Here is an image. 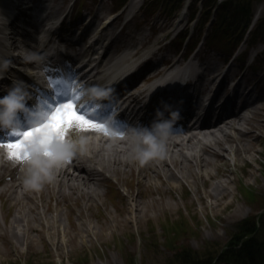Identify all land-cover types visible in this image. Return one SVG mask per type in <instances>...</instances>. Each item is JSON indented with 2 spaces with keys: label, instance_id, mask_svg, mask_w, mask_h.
<instances>
[{
  "label": "rangeland",
  "instance_id": "rangeland-1",
  "mask_svg": "<svg viewBox=\"0 0 264 264\" xmlns=\"http://www.w3.org/2000/svg\"><path fill=\"white\" fill-rule=\"evenodd\" d=\"M260 5H264V0ZM158 20L156 18L155 25L151 26L159 23L164 30L171 26L178 28L174 22ZM185 20L186 18L178 24L182 25ZM138 22L144 23L142 17L138 18ZM120 24L121 18L117 25ZM148 30L153 32L154 28ZM256 50L263 51L264 45L258 44ZM170 51L169 47L163 49L166 53ZM261 62L264 65V61ZM239 64L240 68L242 62ZM262 73L259 71L254 74L247 70L243 77L249 80L256 76L264 82ZM259 120L256 135H250L247 141L248 146L254 144L253 149L249 154L244 153V150L238 151L240 154L237 162L233 155H225V151L220 150V156H208L214 164L206 165L204 169H198L199 162L195 160V163L189 164L188 170L197 169L196 172L201 177L199 180L203 178L202 183L199 181L201 200L193 193L194 188L188 186L187 181H183L180 188L173 187L174 183L163 176L150 182L147 179L139 180L136 171L121 174L119 183L132 194L138 195L142 204L148 205L144 215L132 217L127 212L129 196L124 197L118 192L115 194L112 187H106V196L89 202V208L86 202L77 200V209L71 212H66L65 208L62 210V219L66 220L64 229L70 230L66 234L69 239L67 245L56 247L47 241H39L27 244L26 247H16L2 238L0 264H177V256L180 253L188 254L190 249L198 251L200 259L205 258L204 254L212 246L222 245L227 241L239 221L247 218L252 208H264V114ZM231 144L229 148H233ZM215 164L220 165L218 169ZM240 177H244L243 183L251 185L250 192L260 197L258 201L255 198L251 201L246 189L240 185ZM207 182L212 185H207L208 194L213 186L222 194L218 201L220 205L201 191L202 184ZM8 197L5 196L4 201ZM210 202L218 205L217 208L212 209L208 205ZM200 203L208 211L201 209ZM48 205L51 209L54 208V200L48 201ZM223 205L227 206L226 209L221 207ZM1 207L2 213L9 214L4 203Z\"/></svg>",
  "mask_w": 264,
  "mask_h": 264
},
{
  "label": "bare ground",
  "instance_id": "bare-ground-1",
  "mask_svg": "<svg viewBox=\"0 0 264 264\" xmlns=\"http://www.w3.org/2000/svg\"><path fill=\"white\" fill-rule=\"evenodd\" d=\"M15 1L17 0L0 1V5L5 9L9 5L8 15L10 16V18L14 16L15 9L21 11L19 5L18 7H16ZM2 10L3 9H1L0 12ZM21 15L25 16L26 14L21 13ZM14 21L15 20H13L12 23L7 22V24H0V40L2 43L6 42V40H4L3 38L7 36V33L11 29H16ZM53 25L55 26V24ZM103 25H105V23L102 24L101 28L97 31V34H101L102 31L108 30V28ZM49 30L50 33L53 32V29ZM12 38H14V36H8L7 41ZM14 46H17L15 42ZM2 50L5 53H10L12 51L5 46L2 47ZM14 60L16 66H18L17 64L23 65V60H20L19 57H14ZM111 68V66L108 67L109 70ZM213 70L214 69H211L210 71L213 73ZM215 83V79L210 82L211 85ZM239 94H241V92H237L235 95ZM248 107H251V114H249L248 117L241 116L240 113H238L237 117L235 115V117L238 118L237 120H239L238 123H236L237 120L233 119L232 121L225 123L224 126H222L223 121H217V123L215 124V128L211 131H203L202 129V138H196L195 134L181 139L168 137L166 141V153L163 156L154 157L143 164H140L130 157L129 143L125 140H121L119 142H116L115 144L96 143L95 149H97L98 151H95V155H92L93 162L90 164V166L93 167L97 165V163H99L100 166H103V169L106 172L113 175H120L123 173L126 174L131 171H136V176L139 180L147 179L150 182H154L155 179H161L160 176H163L169 182L172 181L174 183L173 187L181 188V183L183 181H187L188 186L194 188L193 193L197 195L201 200L199 181H201L202 183L203 178L199 180V178L201 177L197 174V169L196 171H194L193 169L188 170L189 164L195 163V160L199 162V164L197 163L199 165L198 169L200 167H203L204 169V166L214 164V161H212L208 156L210 154L214 156H220V150L225 151V155H233L236 162L238 161V155L240 154L238 151L244 150V153L249 154L253 149L254 144L253 146L247 145L248 137L252 134L256 135V128L260 125L259 118L261 115V111L263 110L261 108H258V106L256 105L247 106L246 108ZM230 143H232L231 145L233 148H229ZM88 159L91 160V156H88ZM216 166V169H218L220 165ZM235 166H237V163H235ZM63 168H60L56 174L57 176L55 178V181H60L56 184L57 187L53 189V185L55 182H53L52 185H49L50 183H45L44 187L46 188L41 189L40 194H33L31 198H25L18 194L19 192L17 191L16 181L11 183L13 188L12 191H9L10 188H4V190L10 193L11 196L14 195V203L10 205V208L14 206V215L11 217V219L12 224H14L15 228L17 229V232L16 234H12V238H9V241L17 239L18 243L28 244L29 242L34 241L35 236L32 233L34 231H37L40 235H47L48 238L53 240L54 244L57 246H64L65 244L67 245L69 239L66 238V234L70 230L64 229V223L66 222V220L62 219L63 208L60 209V207L64 206L61 205H65V210H67V212H71V210L73 209L69 207L68 200L71 199L75 202L76 198H73V195L78 198L85 199L83 201L88 204L91 201L101 199L98 198L101 193H98L100 184L95 183L96 180L92 181L90 179V176H92L93 174L90 171L86 172L84 168H80L78 170L83 174H76L72 173L69 170L71 168L70 166L69 169ZM203 175H205V173H203ZM208 176L209 174H207V177ZM202 185L203 188L201 191H203L208 198H213L216 204H219L218 201L220 197H222V194L219 193L220 191H216L213 186L208 194L206 191L207 185L209 187L212 185L208 184V182L203 183ZM2 192L3 190H0V195L2 194ZM129 194L130 199L128 201L129 206L127 212L135 218L138 214L142 215L143 213H146L148 210V205L142 204L141 201H139L140 197H138V195H134L132 193ZM39 195L44 202L39 200ZM52 199L54 200V208L51 209L49 205L45 204H47L48 201ZM216 204L210 202L208 205H211V208L214 209L217 208L216 206H218ZM200 205L202 206L201 209L208 211L207 207L203 206L201 203ZM87 206L89 208L91 204ZM221 207L223 209H226L227 206L223 205ZM2 215L0 216V220H3L4 224H6V215L3 213ZM35 223L39 225L38 228L35 227ZM43 224H45L46 226H42ZM40 226L42 227L40 228Z\"/></svg>",
  "mask_w": 264,
  "mask_h": 264
},
{
  "label": "clouds",
  "instance_id": "clouds-1",
  "mask_svg": "<svg viewBox=\"0 0 264 264\" xmlns=\"http://www.w3.org/2000/svg\"><path fill=\"white\" fill-rule=\"evenodd\" d=\"M24 59L38 61L41 57L38 53L29 51L24 53ZM9 64L10 61L0 63V76ZM22 84L23 82H14L8 92L0 96V129L18 131L20 128L18 116L21 113L31 118L33 128L40 126L46 119L44 113L29 111L27 104L29 94ZM111 91L97 86L87 89L85 95L90 99H98L109 96ZM165 109H172V106L165 102L164 109L158 108L156 110L158 119H155L150 126H130L126 133H117L127 138L129 155L140 164L166 153L167 138L173 131L175 121L180 119L181 113L177 108L171 111V118H165ZM106 133H109L108 129ZM87 142L88 137L79 130L53 138H49L44 132L33 136L26 142L22 159L24 186L39 190L45 183L53 182L60 168L78 153L83 154L86 151Z\"/></svg>",
  "mask_w": 264,
  "mask_h": 264
},
{
  "label": "snow or ice",
  "instance_id": "snow-or-ice-1",
  "mask_svg": "<svg viewBox=\"0 0 264 264\" xmlns=\"http://www.w3.org/2000/svg\"><path fill=\"white\" fill-rule=\"evenodd\" d=\"M60 85H64L67 91H59ZM55 87L58 89L55 95L62 98L49 105L46 119L40 126L10 132L9 136L17 138L0 141V144L8 148L10 158L22 160L26 142L40 132L53 138L66 134V130L73 125L106 132V121L110 118L109 115L97 111L93 105L79 104L81 92L76 90L75 83H66L61 79L56 82Z\"/></svg>",
  "mask_w": 264,
  "mask_h": 264
},
{
  "label": "trees",
  "instance_id": "trees-1",
  "mask_svg": "<svg viewBox=\"0 0 264 264\" xmlns=\"http://www.w3.org/2000/svg\"><path fill=\"white\" fill-rule=\"evenodd\" d=\"M261 28H262L261 32L264 31V25H262ZM261 242H262V241H261L260 239H256L254 243H255V244H260ZM183 260H184V262H183L184 264H195L194 262H190L191 259H190V261H187V260H186V256H185V258H183Z\"/></svg>",
  "mask_w": 264,
  "mask_h": 264
}]
</instances>
